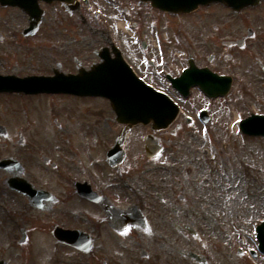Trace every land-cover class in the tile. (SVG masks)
<instances>
[{
  "label": "flooded vegetation",
  "instance_id": "flooded-vegetation-1",
  "mask_svg": "<svg viewBox=\"0 0 264 264\" xmlns=\"http://www.w3.org/2000/svg\"><path fill=\"white\" fill-rule=\"evenodd\" d=\"M128 1L121 15L137 29L145 7L151 31L93 28V0L40 1L38 26L0 3V264H264L255 235L207 233L209 162L191 155L222 101L264 114V0ZM189 70L201 84L185 95L175 79Z\"/></svg>",
  "mask_w": 264,
  "mask_h": 264
},
{
  "label": "rangeland",
  "instance_id": "rangeland-1",
  "mask_svg": "<svg viewBox=\"0 0 264 264\" xmlns=\"http://www.w3.org/2000/svg\"><path fill=\"white\" fill-rule=\"evenodd\" d=\"M110 2L94 0L95 7L102 9L103 14L98 23H93V28L151 31L154 22L145 7L143 17L138 19L139 28L127 25L123 29L118 26L119 19L123 20L119 11L121 4ZM126 5L130 9L136 7L134 1L126 2ZM124 17L132 19V15ZM74 21L78 23L77 27L84 25L86 28V24L76 17ZM253 104L250 98L249 101H243L239 97L223 102L219 124L214 131L201 134L205 143L197 152L191 153L193 156H200L202 161L209 162V173H204L203 184L206 189L201 191L207 233L212 236L228 234L241 237L240 240H245L248 244L250 241L247 237L255 235V223L251 225V222L264 215V138L246 137L236 131L234 126H239L249 116L246 105ZM219 111H216L218 115Z\"/></svg>",
  "mask_w": 264,
  "mask_h": 264
},
{
  "label": "water",
  "instance_id": "water-1",
  "mask_svg": "<svg viewBox=\"0 0 264 264\" xmlns=\"http://www.w3.org/2000/svg\"><path fill=\"white\" fill-rule=\"evenodd\" d=\"M161 1L162 3L161 2L160 3L163 6L166 4L168 5L169 8L166 7L168 10L186 11V10H190L191 8H193V6H197L199 2H202L203 0H167V1L161 0ZM209 1L211 0H208V2ZM216 1L229 3L237 7H243V6L252 4L258 0H216ZM2 2L7 3L8 0H3ZM242 128L245 132H248L251 134H263L264 135V117L256 116L255 118H250L243 123Z\"/></svg>",
  "mask_w": 264,
  "mask_h": 264
},
{
  "label": "bare ground",
  "instance_id": "bare-ground-1",
  "mask_svg": "<svg viewBox=\"0 0 264 264\" xmlns=\"http://www.w3.org/2000/svg\"><path fill=\"white\" fill-rule=\"evenodd\" d=\"M118 25H119V27H121V28H123V29H124V27H125V24H124V23H122V22H121V23H119Z\"/></svg>",
  "mask_w": 264,
  "mask_h": 264
}]
</instances>
